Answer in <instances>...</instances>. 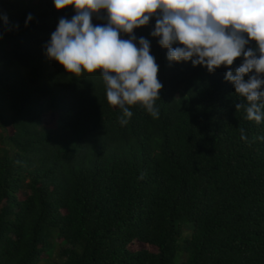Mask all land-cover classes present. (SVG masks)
Here are the masks:
<instances>
[{
    "label": "trees",
    "instance_id": "obj_1",
    "mask_svg": "<svg viewBox=\"0 0 264 264\" xmlns=\"http://www.w3.org/2000/svg\"><path fill=\"white\" fill-rule=\"evenodd\" d=\"M0 10V264H264V119H247L225 66L170 64L151 18L133 34L159 66V115L137 103L128 118L100 70L47 56L74 6Z\"/></svg>",
    "mask_w": 264,
    "mask_h": 264
},
{
    "label": "clouds",
    "instance_id": "obj_2",
    "mask_svg": "<svg viewBox=\"0 0 264 264\" xmlns=\"http://www.w3.org/2000/svg\"><path fill=\"white\" fill-rule=\"evenodd\" d=\"M54 6L58 11L74 6L76 14L60 18L45 45L48 58L75 76L100 70L107 102L124 117L132 116L129 106L137 103L153 118L159 115L154 107L163 87L159 66L150 54V41L140 37L137 46L133 34L155 17L150 35L167 49L170 64L191 61L209 73L225 66V80L248 102L247 119L257 124L264 119V0H54ZM94 16L106 23L94 26ZM3 20L8 25L6 14ZM121 33L130 38L122 39ZM253 41L255 47L249 46ZM241 107L236 104L237 110Z\"/></svg>",
    "mask_w": 264,
    "mask_h": 264
},
{
    "label": "rangeland",
    "instance_id": "obj_3",
    "mask_svg": "<svg viewBox=\"0 0 264 264\" xmlns=\"http://www.w3.org/2000/svg\"><path fill=\"white\" fill-rule=\"evenodd\" d=\"M4 13L2 10H0V14ZM114 107H118V106H114ZM49 116L45 117V119H48ZM19 197L20 198H24L25 194L23 192H20L19 194ZM57 242H60V239H56ZM130 249H140V248H145V247H148V245L144 244V243H141V242H137V241H134L130 244ZM54 254L53 253H50V257H53Z\"/></svg>",
    "mask_w": 264,
    "mask_h": 264
}]
</instances>
